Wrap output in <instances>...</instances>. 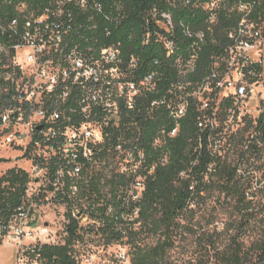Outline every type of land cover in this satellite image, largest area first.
<instances>
[{"label": "built area", "instance_id": "2783aa9c", "mask_svg": "<svg viewBox=\"0 0 264 264\" xmlns=\"http://www.w3.org/2000/svg\"><path fill=\"white\" fill-rule=\"evenodd\" d=\"M176 2L168 0L169 5ZM259 3L195 0L193 8L203 17L198 28L196 22L151 9L141 22V44L160 50L162 59L137 75L138 61L122 59L118 43L101 47L97 41L84 44L77 39L88 32L75 30V20L89 7L99 10L95 0H47L48 9L27 23L0 74V90L8 87L7 105L0 108L1 140L28 164L27 169L18 167L28 174L23 205L2 240L16 247V264H42V246L63 242L70 222L67 213L91 240L89 229L101 222L90 213L131 211L154 172L150 164L167 162L165 155L152 161V153L176 137L192 101L201 114V130L213 129L223 105L226 123L233 125L244 117L247 102L264 101ZM216 35H221L218 42ZM181 38L186 40L183 46ZM208 44L218 48L210 56L209 70L201 78L188 79L196 75L200 53ZM3 50L0 47V53ZM149 121L159 123L146 138L143 126ZM110 179L121 183L113 192L108 184L106 200L99 199L104 180ZM46 212L53 214L51 222L42 218ZM137 213L123 216L125 226ZM57 225L60 239L52 230ZM125 236L122 231L120 240ZM85 243L72 245L74 264L90 263ZM116 259L125 262L126 253L120 251Z\"/></svg>", "mask_w": 264, "mask_h": 264}, {"label": "trees", "instance_id": "16d2710c", "mask_svg": "<svg viewBox=\"0 0 264 264\" xmlns=\"http://www.w3.org/2000/svg\"><path fill=\"white\" fill-rule=\"evenodd\" d=\"M95 1L100 5L99 10L89 7L86 14L81 12L75 20V30L88 32L83 38L77 39L84 44L97 41V46L101 47L109 42L118 43L122 59L126 61L134 57L138 61L137 75L152 69L156 59H162L160 50L152 45L141 44V22L147 12L153 8L169 12L185 21L196 22L199 25L196 28L200 27L203 18L202 12L193 8L195 0H177L174 5H169L168 0ZM47 9V0H0V47L4 49L0 53V74L5 72L4 67L13 54V47L20 42L27 23L32 24ZM256 12L264 19V0H260ZM13 21L15 25H12ZM107 32L111 34L110 37L106 36ZM220 36L216 35V42L220 41ZM185 42L181 38L179 43L183 46ZM217 53L216 46L208 44L204 47L196 75L188 76V79L204 76L209 70L210 56ZM6 90L7 86H2L0 90V108L7 105ZM226 107L223 105L219 109L213 129L201 130L197 126L201 114L192 101L180 121L176 137L170 139L161 151L152 153V161L165 155L167 162L163 165L150 164L154 166V172L145 181L141 199L131 206V211L138 210L131 225L125 226L126 222L123 221V216L131 214L130 210L106 216L100 209L97 213L89 214L100 220L101 224L89 229L88 234L100 236L104 247L114 243L128 245L130 264H168L167 253L173 247L179 220L195 198L207 191H217L227 198L236 199L239 206L244 207L242 213H245V193L238 181V172L251 157L260 153L261 145H264V111L254 119L244 118L242 128L228 135L229 126L232 125L226 123ZM158 123L149 121L144 124L146 138L152 135ZM216 145L217 149H214ZM230 151L237 156L236 163L227 159ZM27 183L28 174L16 166L0 175V245L10 220L23 205ZM119 183V180H104L103 193L98 194L99 199L106 200L104 189L108 184L113 192ZM66 215L70 222L64 228L63 242L60 245L42 246L39 252L42 264H74L70 258L74 242H89L85 239L87 237L84 238L86 233L79 227L78 221L71 218L69 213ZM122 231L126 232V240H120ZM143 235L151 236L153 244H144L141 239ZM256 251V264H264V241L257 244ZM246 258L247 255L241 249L231 247L221 260L223 264H243Z\"/></svg>", "mask_w": 264, "mask_h": 264}, {"label": "rangeland", "instance_id": "374dc122", "mask_svg": "<svg viewBox=\"0 0 264 264\" xmlns=\"http://www.w3.org/2000/svg\"><path fill=\"white\" fill-rule=\"evenodd\" d=\"M263 103L247 102L242 122L229 126L227 134L242 128L244 118L254 119L263 112ZM227 159L237 162V156L231 151ZM27 165L19 153L4 146L0 135V175L14 166L27 169ZM238 181L245 193L246 212L242 213L244 207L239 206L236 199L227 198L217 191H207L195 198L179 220L173 247L167 253L168 264H223L221 258L231 247H237L247 255L243 264H256V246L264 241V145H261L260 153L251 157L239 170ZM41 215L50 222L53 218L49 212ZM55 227L53 232L57 230L58 239L62 238V229L58 225ZM141 239L149 245L154 240L145 235ZM85 248L89 250V264H130L128 245L114 243L104 247L100 237L93 234ZM120 251L126 253L125 262L116 259ZM0 264H16V247L7 239L0 245Z\"/></svg>", "mask_w": 264, "mask_h": 264}]
</instances>
